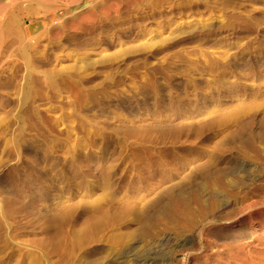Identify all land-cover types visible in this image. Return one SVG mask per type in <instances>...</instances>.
Here are the masks:
<instances>
[{"label":"rangeland","instance_id":"374dc122","mask_svg":"<svg viewBox=\"0 0 264 264\" xmlns=\"http://www.w3.org/2000/svg\"><path fill=\"white\" fill-rule=\"evenodd\" d=\"M44 1L0 21V264H264V0Z\"/></svg>","mask_w":264,"mask_h":264},{"label":"bare ground","instance_id":"6f19581e","mask_svg":"<svg viewBox=\"0 0 264 264\" xmlns=\"http://www.w3.org/2000/svg\"><path fill=\"white\" fill-rule=\"evenodd\" d=\"M24 1V0H23ZM31 1H35V0H31ZM37 1H39L40 2V0H37ZM42 1V0H41ZM46 1V0H45ZM44 1V2H45ZM19 2H20V0H0V21H1V19H3L5 16H7V15H9V13L10 12H12L13 11V9L15 8V7H17V4H19ZM38 2V3H39ZM51 2V1H50ZM90 7V6H89ZM82 8H86V4H84L83 6H82ZM77 9V8H76ZM17 11H21L20 9H18ZM80 12V11H79ZM85 15V14H84ZM83 16H81L80 18H82ZM8 18V17H7ZM56 15H52V16H50L49 17V22H50V24L51 25H55L56 24V26H55V28H57V29H60L61 28V24H59V23H56ZM2 22V21H1ZM0 22V23H1ZM1 26V25H0ZM3 28V27H2ZM2 30V29H1ZM0 30V31H1ZM53 30V29H52ZM234 61V60H233ZM232 205V204H231ZM244 208V207H243ZM231 214V213H230ZM223 217V216H222ZM247 220V219H246ZM241 228V227H240ZM245 229V228H244ZM240 231V230H239ZM246 231V230H245ZM242 235H244V234H242ZM253 235H255V234H253ZM246 236V235H245ZM250 236H252V235H250ZM167 237V236H166ZM166 237H165V240H163L162 242H160V244H158L159 245V248H161V249H163V250H167L166 252H164L165 254H167V253H169V254H171L172 255V257L174 258V255L176 254V252H175V247H176V245L175 244H172V245H169V240L168 239H166ZM168 238V237H167ZM170 238V237H169ZM172 238V237H171ZM170 238V239H171ZM172 240V239H171ZM232 240V239H231ZM237 240V239H236ZM173 241V240H172ZM174 241H175V239H174ZM177 241V240H176ZM181 241V240H180ZM182 242V241H181ZM186 242V241H185ZM172 243V242H171ZM255 244H259V243H255ZM247 245V244H246ZM186 246V245H185ZM251 246V245H250ZM257 246V245H256ZM181 247V246H180ZM158 248V249H159ZM183 248V247H182ZM190 248V247H189ZM153 249H155V247L154 248H152V249H150V250H153ZM185 249V248H184ZM188 249V248H187ZM255 249H257V248H255ZM258 250V249H257ZM159 251V250H158ZM250 251H252V250H250ZM253 251H254V248H253ZM179 252V251H178ZM154 253H156V252H153V254ZM159 253V252H158ZM240 253V252H239ZM251 253V252H250ZM256 253V252H255ZM254 253V254H255ZM153 254L151 255V256H153ZM168 254V255H169ZM251 254H253V253H251ZM253 254V255H254ZM147 256H148V253L146 254ZM157 255H160V254H157ZM163 255V254H162ZM252 255V256H253ZM258 254H256V256H257ZM170 256V255H169ZM140 257V256H139ZM171 257V258H172ZM258 257V256H257ZM259 257H261L260 255H259ZM259 257H258V260H259ZM158 258V257H157ZM172 258V259H173ZM254 258V257H253ZM140 259V258H139ZM144 259V258H143ZM155 259V258H154ZM153 259V260H154ZM256 259V258H255ZM116 260V259H115ZM152 260V261H153ZM215 260H218V258L217 259H215ZM117 261V260H116ZM151 261V260H150ZM172 261V260H171ZM245 261V260H244ZM114 262V261H113ZM134 262V261H133ZM218 262V261H217ZM106 263H107V261H106ZM118 263V262H117ZM107 264H110V263H107ZM135 264V263H134ZM137 264V263H136ZM139 264H155L154 262H149V261H145V259L144 260H142ZM169 264H173V263H169ZM177 264V263H176ZM246 264V263H245ZM255 264V263H254ZM257 264V263H256Z\"/></svg>","mask_w":264,"mask_h":264}]
</instances>
